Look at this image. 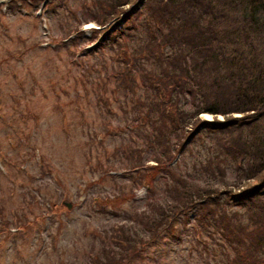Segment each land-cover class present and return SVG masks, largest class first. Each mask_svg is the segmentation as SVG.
Wrapping results in <instances>:
<instances>
[{"label": "rangeland", "instance_id": "1", "mask_svg": "<svg viewBox=\"0 0 264 264\" xmlns=\"http://www.w3.org/2000/svg\"><path fill=\"white\" fill-rule=\"evenodd\" d=\"M111 1L0 0V264H239L236 246L197 233L192 212L140 258L124 257L113 239L123 231L145 241L144 221L160 207L254 178L222 159L217 147L227 133L201 132L178 148V132L134 126L150 98L121 86L172 53L160 36L153 44L160 22L151 17L147 49L160 58L148 62L140 50L152 0L135 1V19H119L128 37L106 34ZM103 39L112 42L99 46ZM155 78L148 91L178 102L187 128L196 99Z\"/></svg>", "mask_w": 264, "mask_h": 264}, {"label": "trees", "instance_id": "2", "mask_svg": "<svg viewBox=\"0 0 264 264\" xmlns=\"http://www.w3.org/2000/svg\"><path fill=\"white\" fill-rule=\"evenodd\" d=\"M135 1H111L109 9L110 6L115 9L110 10L108 18H115L106 24V34L110 31L113 38L120 35L125 38L131 34L120 28L119 19L128 15L135 19L137 15L133 14L132 8ZM152 1L144 16L149 19L144 23L147 33L140 50L148 62L153 60L155 63L160 58L152 47L147 49L152 37L148 30L155 23L151 20L153 18L160 22L157 34L152 38L153 44L160 36L172 55L160 59L157 63L161 65L157 68H154L155 64L150 66L156 74L144 69L127 78L125 87L121 86L124 91L129 89L128 93L136 99L150 98L144 117L140 121L134 119L132 123L138 128L150 126L157 136L160 135L158 128L164 132L166 128L178 132V148L201 132H220L222 136L227 133L226 139L218 144L219 154L223 160H236L245 175L254 180L234 191L212 189L203 196L189 198L184 204L160 207L153 221H144L148 234L145 241L123 231L121 235L114 233L113 239L121 244L124 257L140 258L144 245L153 242L164 231L172 230L181 221L180 217L192 212L197 233L216 232L220 239L236 246L240 252L239 264H250L248 259L253 261L251 264H264V34H261L264 30V0ZM172 18L173 26L166 30ZM107 42L112 40L103 39L99 46ZM152 76L163 85L167 83L166 78L169 87L178 94L185 90L196 99L194 111H191L193 118L187 128L181 127L184 116L178 102L148 91L153 88ZM136 77L141 83H136ZM142 91L144 94L140 96ZM201 111L219 113L223 118L215 115L211 119L198 117ZM161 150L165 152V148ZM138 164L133 167L145 166ZM224 204H238L242 208L230 209ZM200 209L204 211L200 212Z\"/></svg>", "mask_w": 264, "mask_h": 264}, {"label": "water", "instance_id": "3", "mask_svg": "<svg viewBox=\"0 0 264 264\" xmlns=\"http://www.w3.org/2000/svg\"><path fill=\"white\" fill-rule=\"evenodd\" d=\"M66 205H67V206H69V205H70V203H69V202H67V203H66Z\"/></svg>", "mask_w": 264, "mask_h": 264}]
</instances>
